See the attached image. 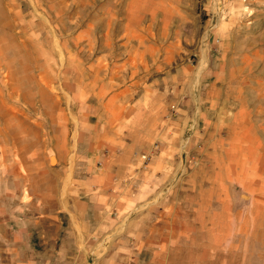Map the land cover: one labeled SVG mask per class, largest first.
Segmentation results:
<instances>
[{
	"label": "rangeland",
	"instance_id": "rangeland-1",
	"mask_svg": "<svg viewBox=\"0 0 264 264\" xmlns=\"http://www.w3.org/2000/svg\"><path fill=\"white\" fill-rule=\"evenodd\" d=\"M0 264H264V0H0Z\"/></svg>",
	"mask_w": 264,
	"mask_h": 264
}]
</instances>
